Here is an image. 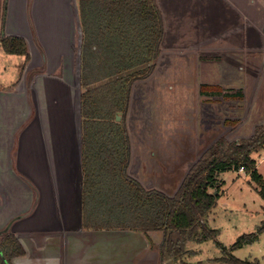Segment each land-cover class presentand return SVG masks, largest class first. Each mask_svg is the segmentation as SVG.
<instances>
[{
  "label": "rangeland",
  "instance_id": "374dc122",
  "mask_svg": "<svg viewBox=\"0 0 264 264\" xmlns=\"http://www.w3.org/2000/svg\"><path fill=\"white\" fill-rule=\"evenodd\" d=\"M246 1L157 0L165 21L163 47L165 54H169L166 56L162 55V61L160 59V63H158L159 61H156V63H158V67L161 64H165L166 67L164 70H161L163 68H158L147 78L138 80L133 84L125 123L131 143L128 175L140 182L146 190L164 191L163 189H166V193L173 196L180 185L179 183L184 182L189 174L190 170L188 172L183 168L178 170V176L174 178L171 190L164 188L165 177L168 178L167 174L174 171L169 169L168 165L174 166V164L182 163L179 160V156L182 154L184 146L181 145L180 139H188V137L193 139L195 133L191 131L194 132L196 130L197 133L201 125L200 119L194 115L195 107L197 108L196 90L194 86L190 87L194 83L195 77H199V66L184 68L185 56H180V54H185L191 60L190 63L194 65L195 54L203 50L202 43L205 37L207 35L218 36L219 33L230 31L229 28H232L237 20V9L239 11L243 10L242 13L245 16V18H241L238 25L239 28H243L245 31L242 43L238 45L237 51L233 53L226 52L224 63L214 62L212 65L203 67H207L209 73H212V76L216 77L220 83L224 84L226 81L233 83V86L228 87L233 92H242V97H239V99L228 101L229 103L224 101L227 104L221 102L223 99L220 100L221 105L219 104L218 111L221 119L218 121L219 127L217 128L218 132H220V138L226 137L234 141L242 137L247 139L251 136L253 130L249 135H246V128L254 127V121L252 119L246 120V117L251 118L250 114H255L257 106L253 107L254 105H251L254 95L246 88L252 74L246 75V61L251 58H249L248 49L246 50L245 41L249 38L246 36V31H249L250 26L254 28L251 25L250 16L257 19L258 22L264 19V0H258V2L250 0L251 9L249 10L246 8ZM2 10V4L0 3V36L8 33L9 27L10 29L13 26L22 28L23 25L18 22L17 17H15V20L9 19L6 23L5 10ZM71 22H73L72 25H69L67 24L68 22L65 21L63 23L60 20V24L57 27L58 31L66 36H68L69 31V36H75L76 23L73 20ZM4 23L7 24L5 32ZM45 25L43 23L42 28ZM259 25L261 26V23ZM54 27L47 26V29L43 30L48 39L47 43L51 49L57 50L55 51L56 54H58L60 49V58L66 61V57L69 56L65 54L72 52L71 41L68 39L65 41L56 40L52 36L55 33ZM254 31H256L255 35L257 38L260 40L261 37L262 40V42L258 41V47L263 46L259 48L260 50H257L260 53H256L258 57L264 51V39L262 33L259 36L258 30L254 28ZM34 37L36 39V35ZM28 41L32 48L33 58L37 59V54L39 53L37 49L38 41L37 39L36 42L33 39L32 42L29 39ZM249 41L254 42L251 39ZM166 43L171 44L173 48H170ZM198 44H200L199 47ZM62 45L65 48L64 53L61 50L63 48ZM224 46L227 47L226 45ZM0 49L3 50L1 43ZM2 53L4 55L1 56L4 58L5 63L10 62V60L5 59L9 55L3 51ZM68 59L70 60V58ZM37 60L30 64V60L23 59V63L20 62V64L17 63L16 65H14L16 62L13 61L14 64H11V68L8 69L12 72L17 69L18 73L16 75L21 80L16 85H11L9 90H3L11 95L13 93L17 96L20 95L18 98L21 101V105L20 108L18 106L17 113L22 119L23 111L25 110L27 120L26 137L22 139L23 143L21 144H23V150L25 149V161L28 163L21 164V166L27 167V178L30 181L36 179L35 181L41 189V193H36V201L40 198L38 210L41 212L34 219L28 221L29 228H37L39 226L40 231L50 237L53 236L54 238L63 235L64 238H69L70 236L64 233L67 230L66 220H68L66 212L72 211L71 215L74 218L76 213L77 215L79 214L78 205L81 190L79 182L81 177L79 134L81 117L79 105L83 90L81 89L78 66L72 68L70 65H65L60 67L59 70H54L53 73L49 71H53L54 65L47 66V69L44 67V72H41L43 77H40V81L37 82V79L32 77L28 82L30 71L34 68L33 65L38 69L42 67V62L39 59ZM237 62H241V66L238 67ZM243 66L245 71L242 70ZM45 70L47 71L45 72ZM34 73L33 71L31 74ZM256 77L258 80V76ZM185 80L188 82V86H186L188 88H184ZM24 98L26 101L25 107L23 104ZM262 100L264 101V98ZM254 116L257 117V115ZM224 117L228 118L224 120ZM234 119L239 120L240 124L244 123V126L239 128V123L236 124L237 126H232ZM227 120L229 121L226 122ZM249 121H252L250 122L251 124L248 123ZM246 124L248 127H246ZM231 126L235 130L239 129L236 132L235 130H230L232 131V134H230L227 128L230 129L229 127ZM263 158L264 154L260 158L261 164L258 167L262 176H264ZM19 168V164H16V172H18ZM151 176H155L153 177L154 182H150L152 180ZM217 187L220 188V197L216 207L208 215L207 223L210 228L219 230L217 240L221 244L231 246L241 236L255 232L261 225L262 216L260 212L264 210L262 209L264 199L260 196L256 184L246 172L240 173V171L232 170L221 174ZM29 190L28 202L31 203L30 195L34 192ZM20 198L10 201L7 205L6 210L9 215L23 208H20ZM25 200L23 199V203ZM30 203H27L26 206H29ZM18 220H24V218ZM25 224L23 223L22 226H25ZM79 230L77 232L79 234L87 232ZM128 232L88 231L83 236L84 241L82 242L84 245L79 250L80 254L83 256L84 251L88 247L93 249L104 243H115V241L125 239L123 248L124 254L127 253L126 257L122 259V262L116 264H138L139 259L137 257L140 255L137 256L136 254L138 249L141 248L134 243V239L132 240L134 244L126 242L134 236ZM78 237L82 239L80 235ZM152 238L159 245L162 241V233H155ZM128 246H130V249H128ZM261 246H258L257 242H255L236 250L235 253H237L238 258L245 260L246 256L257 255V248ZM187 249L192 255L195 251H202L201 253L197 252V255L204 259V262L208 258L223 255L215 241L204 243L188 242ZM77 255L79 254L76 253V257ZM199 259V257L196 258L194 255L184 260L197 263Z\"/></svg>",
  "mask_w": 264,
  "mask_h": 264
},
{
  "label": "trees",
  "instance_id": "16d2710c",
  "mask_svg": "<svg viewBox=\"0 0 264 264\" xmlns=\"http://www.w3.org/2000/svg\"><path fill=\"white\" fill-rule=\"evenodd\" d=\"M79 4L83 29V228L142 233L162 261L188 264L184 262L192 256L188 242L215 241L223 253L218 261L259 264L258 260H240L233 252L259 240L264 220L255 232L241 236L228 248L217 240L219 230L210 228L207 218L220 197L219 176L228 171L244 167L264 199V177L255 158L264 150V122L250 138H220L191 168L174 196L146 190L128 175L131 143L125 123L133 84L155 71L162 52V11L157 0H80ZM0 43L7 55L30 60L25 39L4 33ZM202 94L218 101L242 97V92L219 87L203 88ZM155 233H162L158 246L150 237ZM25 255L14 233L9 229L0 232V264H13Z\"/></svg>",
  "mask_w": 264,
  "mask_h": 264
},
{
  "label": "crops",
  "instance_id": "0c3cea01",
  "mask_svg": "<svg viewBox=\"0 0 264 264\" xmlns=\"http://www.w3.org/2000/svg\"><path fill=\"white\" fill-rule=\"evenodd\" d=\"M213 1V0H208ZM261 1V0H260ZM258 2V0H256ZM0 3L2 4V8L5 10V16H6V23L10 19H14L17 17L18 22L21 23L22 28L18 26H13L12 29L9 27L8 33H5L7 36H17L25 39V41L28 44L29 52H30V64L35 60L39 59V61L42 62L41 68H36L33 65V70L30 71L28 82L33 77L34 79H37V82L40 81V77H43L41 72H44V67L47 66H53L54 70H59L60 67L65 65H70L72 68L78 66V72H79V78H80V84H81V71H82V44H83V29H82V23H81V16H80V0H0ZM246 8L247 10L251 9L250 7V0L246 1ZM162 11V10H161ZM238 15L236 17V23L233 24L232 28H229L230 31H226L224 33H219L218 36L216 35H207L202 43L203 50L200 52H197L195 54V61H193L194 65L190 63L191 60L187 58L185 54H180V56H185V62H184V68L185 67H194L195 65L199 68V77H195V81L193 84L190 85V87L194 86L195 97H196V105L194 110V115L196 118L200 119L201 125L199 127V131L196 133V130L192 133H195L193 139H180L181 145L184 146L182 150V154L179 156V160L182 161L180 164H174V166L168 165L169 169H173L174 171L167 174L168 178L165 177L164 179V188H167L168 190H171V187L174 184V178L178 176V170L185 169L186 172L191 170V168L201 159V157L220 139V132H218L217 128L219 127L218 121L221 119L219 117V111L218 106L220 104L219 98L213 97V96H204L202 94L203 88H211V87H221L225 90H230L228 87L233 86V83H230V81H226L224 84L217 81L216 77L212 76V73H209V70L207 67H203L206 65H212V63H224V56L226 52L233 53L234 51H237L238 45L242 43V39L244 38L245 31L243 28H239L238 25L241 21V18H245L242 11H239L237 9ZM164 18V17H163ZM46 19V21H44ZM251 25L254 26L256 30L259 32V36L262 33L263 39H264V19L261 20V22H258L257 19L252 18L250 16ZM60 20L63 21V23L66 21L67 24L72 25V20L76 23V29H75V36H69L70 32L68 31V36L60 33L57 29L58 24H60ZM246 21V20H245ZM4 23V32L5 28L7 27V24ZM45 23V27L42 28V24ZM71 23V24H70ZM261 23V26L259 25ZM32 24V27H31ZM165 25V21H164ZM47 26H55L53 28L54 35H52L56 40L65 41L70 40L71 41V51L70 53H66V61L61 56V51L59 49L58 54L55 53L54 48L51 49L50 45L47 43L48 39L46 38V33L43 31L47 29ZM259 26V27H258ZM254 28L250 26L249 31H246V36H248L251 40H254V42L249 41L248 38L246 42V50L248 49L250 55L249 58H251L249 61H246V75L252 74L250 77V80L247 83V89L250 90V93L254 95L253 101L251 105H254L255 108V114H253L251 118H247L246 120L254 121V127H248L247 124L252 122L249 121L246 124V135H249L251 131L253 130L251 136L254 134V131L257 126L262 124L264 122V101L262 100L264 98V51L262 55L258 56L256 55L257 50H260L258 47V41H261L257 38L255 35ZM74 33V32H73ZM36 39L38 41L37 49L39 53L37 54V59L33 58L32 55V48L28 41V39L32 42V39L36 42ZM165 36V33H164ZM27 38V39H26ZM168 41V40H167ZM164 42V38H163ZM162 42V52L160 57L157 61L160 63V59L163 56H166L168 54H165V50L163 47ZM244 42V41H243ZM170 48H173V46L169 43H166ZM200 44H198L199 47ZM226 45L227 47H225ZM63 48L61 50L65 51L64 45H62ZM180 49V48H179ZM177 49V50H179ZM208 50V51H207ZM3 50L0 49V58H2L1 55H4L2 53ZM170 51V50H169ZM4 52V51H3ZM176 52V51H175ZM6 54V53H5ZM260 54V53H258ZM63 57V56H62ZM65 57V56H64ZM189 57V56H188ZM70 58V60L68 59ZM226 58V57H225ZM7 60H10V62H6L4 58L0 59V232L6 230L8 228L14 235L17 237L19 242L22 244V246L25 249L26 255L24 257L16 258L13 261V264H116L122 262V259L126 257V254H124V248L123 243L124 240L121 239L119 241H115V243H104L103 245H98L94 247L93 249L87 248L86 251H84L83 256L80 254V248L84 245L82 241H84L83 236H85L88 231L92 230H86L83 228V221H82V183H83V171H82V113H81V99H80V105H79V113L81 117V124H80V184H81V190L79 193V214L75 215V218L72 217L71 212H66L68 220L67 221V230L64 231V233H67L69 238H64L63 235H60L59 237L48 236L40 231L39 226L37 228H29V220H32L35 218V216L39 215L41 211L38 210L40 207V198L36 201V193L40 192V186L35 181H30L27 176V167L21 166V164H28L25 161L24 151L23 150V143L22 139L26 137V115L25 110L23 111V117L20 119L18 116V106L20 108L21 101L18 98L20 95H14V93L11 95L4 91L3 89L9 90L11 85H16L17 82L21 80V78L17 77V69L15 72L9 71L8 68H11L10 65L17 63L20 64L23 63L22 60H26L24 56H17V55H9V57L5 58ZM14 61V62H13ZM38 61V60H37ZM162 61V59H161ZM251 61V62H250ZM28 63V64H29ZM158 63H156V69L163 68L161 70L165 69V64H161L158 67ZM237 66H241L240 63H236ZM243 65V64H242ZM196 68V67H195ZM244 66L242 67V70H244ZM43 70V71H42ZM35 72L34 74H31L32 72ZM47 70H45L46 72ZM37 73V74H36ZM16 75V76H15ZM45 75V74H44ZM46 76V75H45ZM258 76V80L257 77ZM173 81V80H172ZM185 87L188 86L187 80H185ZM170 84V83H169ZM226 86V87H224ZM82 89V86H81ZM259 92V93H258ZM247 93V92H246ZM82 96V94H81ZM259 99H261L259 101ZM232 100H222L221 102L227 101L229 103ZM229 101V102H228ZM241 101V100H240ZM243 101V99H242ZM25 98H24V107H25ZM227 104L226 102H224ZM221 105V104H220ZM17 108V109H16ZM14 113V114H13ZM17 113V114H16ZM228 117H224L223 119L226 120ZM235 120V119H234ZM233 120V121H234ZM227 120L226 122H228ZM240 124L239 120H235ZM238 124V125H239ZM244 123L240 124L239 128L243 127ZM251 124V123H250ZM233 126V125H232ZM231 126V127H232ZM235 126V125H234ZM237 126V125H236ZM227 128V131L235 130V128ZM238 128V129H239ZM254 128V129H253ZM224 129V127H223ZM226 129V127H225ZM237 129V130H238ZM249 129V130H248ZM22 130V131H21ZM235 130V132L237 131ZM248 130V131H247ZM232 131H230V134ZM234 132V133H235ZM200 134V135H199ZM226 134V133H225ZM229 134V136H230ZM244 136V135H243ZM250 136V137H251ZM248 137V138H250ZM247 138V137H246ZM240 139H243L240 138ZM238 139V140H240ZM194 146V148H193ZM264 154V150L255 155V158L258 162V167L261 164L260 158ZM182 156V157H181ZM264 161V158H263ZM16 164H19V170L16 172ZM259 170V168H258ZM23 175H22V174ZM221 176V175H220ZM155 176H151L152 180L150 182H154ZM264 177V176H263ZM32 179V177H30ZM221 179V177H220ZM224 181V180H223ZM183 183V181H182ZM182 183H179L178 189L181 187ZM167 186V187H166ZM33 191L34 193L30 195L31 196V203L28 202V190ZM178 189L175 190L174 195L177 193ZM29 190V191H30ZM165 194L169 195V193H166V189H163ZM173 194V193H172ZM173 195V196H174ZM20 198V208L17 211L13 212V214L7 213V205L10 203V201ZM23 199H26L23 203ZM27 203H30L29 206H26ZM35 205V206H34ZM262 209H264V206H262ZM261 216L262 221L264 220V210H261ZM56 215V214H54ZM49 216V214H48ZM24 218V220H18V219ZM23 223H26L25 226H22ZM78 229L81 231L85 230L87 232H82L81 234L77 233ZM79 230V231H80ZM99 232V231H95ZM132 233L134 236H132L128 241V243H133V239L135 240L134 243L137 244L141 249H138L137 257L138 264H182L181 261H174V260H167L162 261L160 258L159 253L154 250L151 246L150 240L143 235L142 233L137 232H128ZM81 236L83 239H79L78 236ZM138 235V236H136ZM153 234H150L151 239ZM108 240V239H107ZM133 243V244H134ZM154 245H157L156 241H153ZM264 243V234H262L257 241L258 246H261ZM159 244V243H158ZM138 247V248H139ZM230 247V246H226ZM128 249H130V246H128ZM257 255L254 256L251 255V257H247L245 260L248 261H255L258 260L259 264H264V245H262L260 248L258 247ZM197 252L202 251H195L192 256L195 255V257H199L197 263H193V261L184 260V262L188 264H227L221 261H218L223 257V255L216 256L214 258H208L207 261L204 262V259H202L199 255H197ZM236 251L233 252V255L237 257ZM76 253L79 254L76 257ZM75 255V256H74ZM240 259V258H238ZM243 260V259H240ZM243 260V261H245Z\"/></svg>",
  "mask_w": 264,
  "mask_h": 264
},
{
  "label": "built area",
  "instance_id": "2783aa9c",
  "mask_svg": "<svg viewBox=\"0 0 264 264\" xmlns=\"http://www.w3.org/2000/svg\"><path fill=\"white\" fill-rule=\"evenodd\" d=\"M239 171H240V173L246 172L244 167L240 168Z\"/></svg>",
  "mask_w": 264,
  "mask_h": 264
},
{
  "label": "water",
  "instance_id": "95a60500",
  "mask_svg": "<svg viewBox=\"0 0 264 264\" xmlns=\"http://www.w3.org/2000/svg\"><path fill=\"white\" fill-rule=\"evenodd\" d=\"M121 119H122V118H121L120 116L117 117V121H121Z\"/></svg>",
  "mask_w": 264,
  "mask_h": 264
}]
</instances>
